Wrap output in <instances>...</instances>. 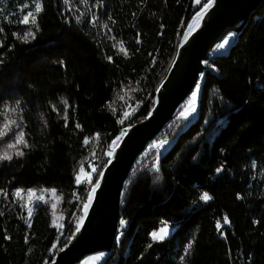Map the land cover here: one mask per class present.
<instances>
[{
  "label": "trees",
  "instance_id": "1",
  "mask_svg": "<svg viewBox=\"0 0 264 264\" xmlns=\"http://www.w3.org/2000/svg\"><path fill=\"white\" fill-rule=\"evenodd\" d=\"M30 1L42 11L25 42L27 27L10 13L23 0H0V152L19 131L28 144L17 146L23 156L7 149L12 160L0 161V264H47L60 238L50 204L36 203L28 215L17 189L56 190L75 236L81 168L92 171L121 120L130 116L132 126L150 115V93L188 37L191 14L207 3ZM205 68L194 115L179 116L189 96L148 146L167 143L147 146L135 162L102 264H264V1ZM164 226L172 233L153 240Z\"/></svg>",
  "mask_w": 264,
  "mask_h": 264
},
{
  "label": "water",
  "instance_id": "2",
  "mask_svg": "<svg viewBox=\"0 0 264 264\" xmlns=\"http://www.w3.org/2000/svg\"><path fill=\"white\" fill-rule=\"evenodd\" d=\"M263 1L213 0L198 27L175 49L164 70L173 60L171 67L158 86L159 76L149 95L156 99L150 115L126 129L112 150L79 231L47 264H82L90 256L111 252L118 234L123 190L138 157L195 90L207 61L218 51L216 45L229 33L237 36Z\"/></svg>",
  "mask_w": 264,
  "mask_h": 264
},
{
  "label": "rangeland",
  "instance_id": "3",
  "mask_svg": "<svg viewBox=\"0 0 264 264\" xmlns=\"http://www.w3.org/2000/svg\"><path fill=\"white\" fill-rule=\"evenodd\" d=\"M35 4H36V2H34V1L23 0V3H21L19 5L18 4L15 5L14 6V10H12L10 13L13 14L14 16H17V18L21 21L23 16L26 15L27 12L32 11L34 13L35 19H36L37 13H35ZM200 10H197L194 13L191 14V17H190V20L188 22V25L194 22L193 18L196 16V13L199 12ZM202 16L200 17V19L198 21H195V27L191 28V30H189L188 25H187L186 34L188 36L196 29V27H198V25L201 22ZM21 24L26 26L28 31H30V29L32 27H34V25L31 24V17L29 18V24H23V23H21ZM225 38H228L229 42L225 45V47L223 49H218L219 51L225 50L230 45L231 41L234 39V36L232 34L231 36L228 35ZM181 44H182L181 42L179 44H177L176 48H178ZM194 91L197 93V95H196L194 104L192 106L196 109V102H197L199 89L197 90V88H195ZM215 95L216 94H213V96H215ZM191 99H192V94L190 95L189 101ZM189 101L187 103V106L189 105ZM185 108L183 109V111L185 110ZM194 112H192L191 115H189L188 117L189 118L192 117L194 115ZM209 120H210V117L208 116L206 122H208ZM130 121H132V118H130V116H127L124 119L123 124H121V129H122L121 132L124 131V129L126 130V129H128L130 127L129 126V122ZM206 122H205V124H206ZM209 138H210L209 136H205L206 140H209ZM120 140L116 143L115 146L112 145V142L110 143V145L103 152V158L104 159H106V160L110 159V155H108V153L109 152L112 153V149H115L118 146ZM194 142L195 141L191 142V145L194 144ZM154 144H158V143H154ZM154 144L148 146V148L149 147H153ZM94 165L95 164H93V167H94ZM88 173H91V179H92V175H93L92 171L89 172L87 170H83V172L79 173V176L81 178V182H80L81 184H83V182L85 184L88 183ZM94 183H95V181H94ZM94 183H92V186H93ZM13 196L16 199H18L20 203L23 204V206L26 209L28 215H30L32 213L33 207H34V205L36 203L47 202V203L50 204V206L52 208V218H53L54 226L60 231L59 241L57 242V244L55 245V247L53 248V251H52V255L54 256L56 253H58L63 248L65 243L70 240V237H69L68 232L66 230V226L63 223V212H62V209H61V199L58 196V194L56 193V190H54V189H34L32 194H31V196H29L28 191L21 192L20 196H16V195H13ZM84 203H89L88 198H86V200L81 204V207L78 210V212L75 213V215L72 217V220L74 221L73 223L74 224L76 223L77 226L82 223L83 218L85 216V213L83 211V204ZM89 205H90V203H89ZM166 227L168 228V235L165 238H167L172 233V229L170 227H168V226H166ZM61 232L63 233V235H61ZM157 232H159V231H157ZM103 259H104V254L100 253V254H96V255L88 257L82 264H100Z\"/></svg>",
  "mask_w": 264,
  "mask_h": 264
},
{
  "label": "snow or ice",
  "instance_id": "4",
  "mask_svg": "<svg viewBox=\"0 0 264 264\" xmlns=\"http://www.w3.org/2000/svg\"><path fill=\"white\" fill-rule=\"evenodd\" d=\"M66 2H67V0H66ZM196 3L200 4V0H196ZM212 3H213V0H207V3H205L203 5L201 10L199 12H197L196 16L193 18L194 22L188 25L189 30H191V28L195 27V21H198L200 19L202 14L212 5ZM41 11H42V6L39 3H36L35 4V13L38 14ZM30 17H31V24L35 25L36 24V19H35V15H34V13L32 11L27 12V14L23 16V18L20 21V23L29 24V18ZM186 35L187 34H185V36ZM231 35L232 34L229 33V36H231ZM29 37L34 39L35 38L34 33H32L31 31L26 32L23 35V37H20V38L23 39L25 42H27ZM228 42H229L228 38H225L222 43H219V44L216 45L217 49H223ZM121 51H124L123 47H121ZM125 55H127V53H125ZM108 59L111 60V57H109ZM196 88H197V90L199 89V84L196 85ZM196 95H197V93L194 91L192 93V99L189 101V105L185 108L184 111H182L180 113V118L187 119L188 116L191 115V113L195 111V108L192 105L194 104ZM61 103L65 106V108H64V110H65V119H67V114L66 113H67V108H68V101L66 99L62 98L61 99ZM18 104H19V102H17V105ZM13 111H15V109H13ZM125 115H127V114H125ZM123 122H124L123 120L120 121L121 124H123ZM11 123L15 124V121H12ZM16 126L19 127V125H16ZM4 127H8V125L6 124ZM76 127L79 128L80 125L77 124ZM4 135H6V133L4 132L3 129H0V137H3ZM123 135H125L124 131H122L120 133V135L117 136L115 138V140L112 141V145L115 146L116 143L121 139V137ZM85 143H87V139L85 140ZM165 143H167V141H160L158 144H154L153 147H163ZM21 144L24 147H28L27 141L24 139V132L23 131H19V132H17L15 134V142L11 143V144H8L7 145V149H16L15 154L17 156H23L24 152L22 150L17 149V146L21 145ZM7 149L4 150L3 152H0V161H3V160H9L10 161V160H12L13 156L9 153V151ZM108 155L111 156L112 153L109 152ZM106 163H110V161H107ZM223 170H224L223 166H221V167H218L216 169V172L219 174ZM81 172H83V168H81ZM92 173H96L97 179H96L95 183L93 184V186L91 188V192H90V194L88 196L89 203H90L91 199L94 197L97 188L99 187L100 178L103 177V171H99L96 167L92 168ZM76 182H77V184H79L81 182V178H80L79 175L76 177ZM88 183H90V184L93 183L92 179H91V173H88ZM22 191H23L22 189H17L15 191L14 195L20 196ZM32 192H33L32 189L28 190L29 196H31ZM200 199L203 200V201H208V200L211 199V196L207 192H205V193H203L200 196ZM89 203H84L83 204V211H84L85 214L87 213V210H88V207H89ZM120 223H121V225H124L126 222L124 220H121ZM29 227H30V225H29ZM76 230L79 231V225L77 226ZM61 235H63L62 232H61ZM167 235H168V228L165 226V227L161 228L159 230V232H153L152 233V238H153V240L162 241ZM191 247H192V243H189L188 249H191ZM62 250L63 249H61V251Z\"/></svg>",
  "mask_w": 264,
  "mask_h": 264
},
{
  "label": "built area",
  "instance_id": "5",
  "mask_svg": "<svg viewBox=\"0 0 264 264\" xmlns=\"http://www.w3.org/2000/svg\"><path fill=\"white\" fill-rule=\"evenodd\" d=\"M194 1L196 2V0H194ZM106 166H107V163H106L105 159L103 158V149H102L101 152H100V154L98 155V158L96 159V162H95L94 167H96L99 171H103ZM96 179H97L96 173H93V175H92V182L94 183V181ZM83 184L86 187V191H85V194H84L82 200L80 201V203H79V205L77 207L76 213L80 209L81 204L86 200V198H88V196H89V194L91 192V188H92V183L91 184H89V183L85 184L83 182ZM73 222L74 221L71 219L70 223H73ZM66 230H67V227H66Z\"/></svg>",
  "mask_w": 264,
  "mask_h": 264
},
{
  "label": "bare ground",
  "instance_id": "6",
  "mask_svg": "<svg viewBox=\"0 0 264 264\" xmlns=\"http://www.w3.org/2000/svg\"><path fill=\"white\" fill-rule=\"evenodd\" d=\"M173 60L169 63V65L166 67V69L163 71V73L161 74L160 76V79L158 81V86L161 84V82L165 79L167 73H168V70L170 69L169 67H171V64H172Z\"/></svg>",
  "mask_w": 264,
  "mask_h": 264
}]
</instances>
